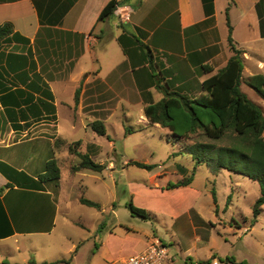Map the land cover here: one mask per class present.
<instances>
[{
    "label": "crops",
    "instance_id": "crops-1",
    "mask_svg": "<svg viewBox=\"0 0 264 264\" xmlns=\"http://www.w3.org/2000/svg\"><path fill=\"white\" fill-rule=\"evenodd\" d=\"M109 1L0 0V26L6 23L12 26L11 41L0 44L1 163L36 180L45 164L56 160V144L62 141L57 138L62 109L71 130L76 128L79 119L81 127L91 131L83 119L95 118L104 124L113 116H120L117 114L120 110L124 117L133 110L138 123L141 120L148 123L144 108L163 98L165 84L170 91L191 98L201 96L203 81L224 68L233 56L227 43L225 10L228 3H231L227 13L231 38L235 48L242 52V78L264 77V0H214L213 21L206 25H203L206 18L201 0H117L130 7L132 12L126 24L112 16L117 19L116 29L109 27L106 19L98 20ZM57 31L80 34L83 39L65 38ZM122 34L129 38L136 36L149 48L151 69L145 65L139 70L140 66L130 64L118 43ZM113 42L118 45L123 58L117 60L111 56L102 65L97 57L98 49L108 53ZM66 48L69 52L63 51ZM81 48V56L69 70L71 52ZM144 52L138 50L137 56L143 58ZM86 58L90 60L88 67L84 66ZM41 67L45 68L42 80L36 76ZM149 73L163 77L159 88L148 84ZM84 76L79 102L75 106V90ZM41 82H45L47 88L39 90ZM253 103L264 111V101ZM153 127L160 126L154 124ZM114 169V164L109 161L104 170L113 172ZM8 179L10 174L0 168V243L11 240L30 253L40 251L43 258L38 260L39 263L66 261L77 248L71 260L61 264H79L80 261L114 264L112 257L126 250L118 242L128 241L131 230L118 222L114 206L109 208L113 216L111 225L122 228L124 239H117L115 232L109 231L102 235L99 245L90 236L78 242L79 239L66 234L68 226L80 225L89 235L96 236L101 233L103 223H99L92 234L82 222L69 220L70 199L67 195L62 198L63 193L60 194L56 183L39 187L30 182L7 187ZM167 185H156L155 188L161 191L160 195L171 198L170 204L157 211L145 210L149 215L147 220L153 219L162 226L172 243L166 264H231L221 261L225 256L212 258L216 254L212 231L216 230L219 223L215 221L219 217L203 216L196 205L199 192L192 182L172 190H167ZM111 194L114 199L116 190L112 189ZM59 218L61 223L58 225ZM240 231L250 232L247 226L241 227ZM153 237L166 244L154 233L145 234L133 241L129 253L144 251ZM82 249L86 253H81ZM127 257H121L122 264Z\"/></svg>",
    "mask_w": 264,
    "mask_h": 264
},
{
    "label": "rangeland",
    "instance_id": "rangeland-1",
    "mask_svg": "<svg viewBox=\"0 0 264 264\" xmlns=\"http://www.w3.org/2000/svg\"><path fill=\"white\" fill-rule=\"evenodd\" d=\"M105 22L112 29H116L118 25L115 17H109ZM111 56L117 57V60L123 58L115 42L109 47L108 53H101L98 49L97 57L102 65H105ZM85 61L84 66L88 67L90 60L86 58ZM240 91L252 103H263V100L244 84L240 85ZM261 112L264 116V111ZM117 114L120 116H113L104 123L105 137L97 136L92 131H85L79 124V119L76 128L71 130L63 109L58 117L57 138L64 142L58 141L54 151L60 170V180L54 185H59L58 190L60 194L63 193V199L65 195L70 199L68 218L82 222L92 234L99 223H103L101 233L96 236L89 235L76 224L68 226L66 234L79 239L78 242L90 236L97 245L102 240V235L105 236L109 231L115 232L117 239H124L122 228L117 229L111 225L113 216L109 208L114 206L118 222L123 228L131 230V234L127 236L128 241L118 242L124 245L126 250L112 257L114 264H122L123 255H133L135 252L129 253L133 241L143 238L145 234L158 235L170 248L172 243L162 226L153 219L142 220L131 216L126 205L131 202L136 208L157 211L170 204L171 198L160 195L161 191L155 188L156 185L163 187L192 177V185L199 192L196 205L201 208L203 216L219 217L215 221L219 224L216 230L212 231L215 258L221 255L232 258L237 263L264 264V209L252 224V206L260 194L258 183L226 170L213 173L212 168L206 164L196 165L193 157L182 150L184 145L192 144L193 140L185 144L174 142L166 129L150 126L143 120L138 123V116L133 110H130L126 117L121 115V110ZM83 120L85 125H89L88 120L94 121L95 118L86 117ZM77 141L82 144L78 151L88 154L91 160L98 164L106 165L109 161L112 162L114 171L72 172L71 168L78 165L80 160L68 154V146ZM222 143L226 144V141ZM132 162L145 167L133 165ZM112 189L116 190L114 199ZM82 197L99 204L100 210L76 202L77 198ZM59 223L61 218L58 225ZM244 226L248 227L249 233L244 234L240 231ZM19 246L11 240L0 243V263L28 264L29 261L39 263L38 260H42L40 251L30 253ZM84 249L81 253H86ZM225 257H221L222 262H225ZM79 264L88 262L80 261Z\"/></svg>",
    "mask_w": 264,
    "mask_h": 264
},
{
    "label": "trees",
    "instance_id": "trees-1",
    "mask_svg": "<svg viewBox=\"0 0 264 264\" xmlns=\"http://www.w3.org/2000/svg\"><path fill=\"white\" fill-rule=\"evenodd\" d=\"M213 1L201 0L206 18L203 25L212 23L213 21ZM117 5V0L109 1L100 12L98 20L101 21L112 17ZM230 6L231 3H228L225 12L228 27L227 43L233 56L228 60L226 66L209 79L203 81L201 84L203 94L196 98H191L177 91H170L167 84H165V89L162 92L163 98L156 103L151 102L145 106L144 116L150 126L158 124L161 128L168 130L174 142H182L185 144L193 140L192 144L184 145L182 150L193 157L196 165L206 164L212 168L213 173L219 170H226L257 182L260 194L252 206V224H254L264 209V116L260 108L248 100L246 95L240 91V85L243 83L264 101V77L262 75H254L245 79L242 78V52L235 48L231 38L232 29L227 17ZM57 33L65 38L71 36L76 37L80 41L83 39V35L76 33L61 31H57ZM11 35L12 26L10 24L6 23L0 26V44L11 41ZM118 43L122 48L123 54L132 66H140L138 67L139 70H143L144 66L147 65L151 69V52L136 36L131 35V38H129L127 35L122 34L118 38ZM129 43L130 45H128ZM54 44L57 47V43ZM138 50L145 51L143 58L142 55L140 57L137 56ZM63 51L69 52V49L66 48ZM82 52V48L71 52L73 57H71V61L68 64L69 70L73 68L75 60L81 56ZM34 54H36V51ZM38 60L40 61V57ZM44 71L45 68L41 67L39 73L36 75L37 78L42 80L41 77ZM85 77L82 78L80 86L75 90V106L79 102V94ZM45 79L50 80V77H45ZM148 80L149 85L158 87L164 79L163 77L150 75L149 73ZM42 87L47 88L45 82H41L38 85L39 90ZM48 96L50 98V95ZM89 127L97 136H106L104 124L101 120L95 119L89 124ZM224 141H226V144L222 143ZM80 146V141L73 142L68 146V154L75 155L80 160L78 165L71 168V171L74 173L82 170H89L95 173L102 172L105 169V165L95 163L88 154L79 152L78 148ZM131 164L145 167L144 165L133 162ZM0 168H3V171L10 174V180L8 179L6 185L7 187L12 184L24 186L30 182L40 187L45 183H57L60 178V170L54 159L45 164L43 172L36 177V180L1 162ZM147 168L149 169L150 167ZM191 182L192 177L184 178L175 184H168L166 189L172 190L186 187ZM79 203L100 210L99 204L83 197L79 199ZM126 208L131 216L138 217L142 220L149 218L145 210L136 208L131 202L126 205ZM76 251L77 248L66 261L58 260L48 263L29 261L28 264L67 263ZM212 258H215V256H212ZM225 262L243 264L242 262L237 263L229 257L225 258ZM0 264L6 263L2 262Z\"/></svg>",
    "mask_w": 264,
    "mask_h": 264
},
{
    "label": "built area",
    "instance_id": "built-area-1",
    "mask_svg": "<svg viewBox=\"0 0 264 264\" xmlns=\"http://www.w3.org/2000/svg\"><path fill=\"white\" fill-rule=\"evenodd\" d=\"M131 8L118 2L114 15L122 24L130 21ZM169 260L168 247L158 238L153 237L147 248L137 254L128 256L123 264H166ZM213 264H218L213 262Z\"/></svg>",
    "mask_w": 264,
    "mask_h": 264
}]
</instances>
